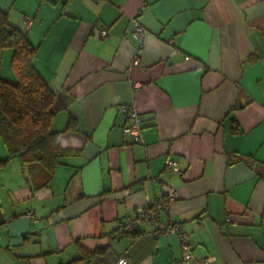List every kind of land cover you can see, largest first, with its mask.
<instances>
[{"label":"crops","instance_id":"0c3cea01","mask_svg":"<svg viewBox=\"0 0 264 264\" xmlns=\"http://www.w3.org/2000/svg\"><path fill=\"white\" fill-rule=\"evenodd\" d=\"M0 10L37 48L67 151L46 185L17 158L0 167V264H169L183 255L177 233L154 236L148 221L134 236L117 230L162 183L176 196L159 217L182 225L195 258L264 264V0H0ZM11 55L0 48L7 80ZM129 105L139 142L122 130Z\"/></svg>","mask_w":264,"mask_h":264},{"label":"trees","instance_id":"16d2710c","mask_svg":"<svg viewBox=\"0 0 264 264\" xmlns=\"http://www.w3.org/2000/svg\"><path fill=\"white\" fill-rule=\"evenodd\" d=\"M0 48L12 50L10 67L15 76L14 81L0 76V138L7 150V156L0 159V167L17 158L38 185H46L60 158L67 153L59 144V131L52 129L55 91L34 66L37 48L22 30L9 23L7 13L1 10ZM75 127V120L70 119L66 129ZM261 167L264 164L255 166L258 174L264 175ZM139 229L119 232V236H134ZM111 245L93 251L82 250L81 256L72 263L89 260Z\"/></svg>","mask_w":264,"mask_h":264},{"label":"built area","instance_id":"2783aa9c","mask_svg":"<svg viewBox=\"0 0 264 264\" xmlns=\"http://www.w3.org/2000/svg\"><path fill=\"white\" fill-rule=\"evenodd\" d=\"M135 31L139 38L145 32V29L136 21ZM107 33L106 29L101 30V35ZM134 62H137L135 56ZM126 120L122 127L124 133L129 134L134 142H139L142 139V117L133 105L122 106ZM176 165V161L168 158L165 161V166L171 168ZM161 195L147 202L143 206H139L133 214H124L118 218L117 230L118 232H127L138 229L143 222H150L152 224V234L158 236L159 234L174 232L177 233L180 240V246L183 255L177 259L172 260L169 264H207L213 260V257L195 258L191 250V242L188 233L184 230L182 225L170 219L161 220L159 213L162 209L168 208L170 201L175 198V190L172 186L162 183ZM26 214L30 215L31 210L27 209ZM119 264H127V259L120 256L117 259Z\"/></svg>","mask_w":264,"mask_h":264},{"label":"rangeland","instance_id":"374dc122","mask_svg":"<svg viewBox=\"0 0 264 264\" xmlns=\"http://www.w3.org/2000/svg\"><path fill=\"white\" fill-rule=\"evenodd\" d=\"M5 69V68H4ZM3 69V70H4ZM8 70H9V72L11 71L12 72V69H11V67L10 68H8ZM15 80V77H14V79H12V80H10V81H14Z\"/></svg>","mask_w":264,"mask_h":264}]
</instances>
